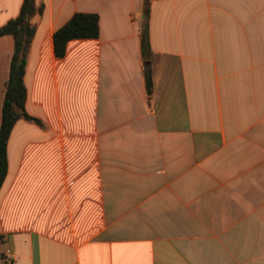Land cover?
Here are the masks:
<instances>
[{"label":"crops","instance_id":"crops-1","mask_svg":"<svg viewBox=\"0 0 264 264\" xmlns=\"http://www.w3.org/2000/svg\"><path fill=\"white\" fill-rule=\"evenodd\" d=\"M21 3L0 0V26ZM36 5L24 84L40 123L6 143L0 264H264V0ZM76 12L98 37L56 58Z\"/></svg>","mask_w":264,"mask_h":264},{"label":"trees","instance_id":"trees-1","mask_svg":"<svg viewBox=\"0 0 264 264\" xmlns=\"http://www.w3.org/2000/svg\"><path fill=\"white\" fill-rule=\"evenodd\" d=\"M42 5L36 0H22L18 14L0 26V37L11 36L13 46L9 54L0 47V187L6 175V143L14 123L26 119L40 123L25 109L26 87L24 73L27 56L35 27L31 18L41 14ZM148 6L144 2L142 21L140 22V47L144 62V80L147 95L152 94V71L149 66L151 53L148 28ZM99 34V17L96 13L76 12L53 33V50L56 58L64 57L66 46L73 39H92ZM7 57V58H6Z\"/></svg>","mask_w":264,"mask_h":264},{"label":"rangeland","instance_id":"rangeland-1","mask_svg":"<svg viewBox=\"0 0 264 264\" xmlns=\"http://www.w3.org/2000/svg\"><path fill=\"white\" fill-rule=\"evenodd\" d=\"M9 40H11V38L9 37Z\"/></svg>","mask_w":264,"mask_h":264}]
</instances>
